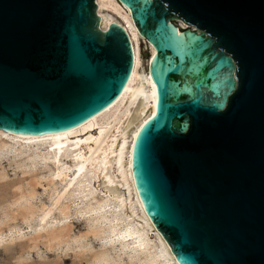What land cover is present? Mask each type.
Masks as SVG:
<instances>
[{
    "label": "water",
    "instance_id": "1",
    "mask_svg": "<svg viewBox=\"0 0 264 264\" xmlns=\"http://www.w3.org/2000/svg\"><path fill=\"white\" fill-rule=\"evenodd\" d=\"M118 1L154 49L131 148L146 215L178 264H264V0ZM96 7L0 0L1 130L61 132L118 99L134 50Z\"/></svg>",
    "mask_w": 264,
    "mask_h": 264
},
{
    "label": "rangeland",
    "instance_id": "2",
    "mask_svg": "<svg viewBox=\"0 0 264 264\" xmlns=\"http://www.w3.org/2000/svg\"><path fill=\"white\" fill-rule=\"evenodd\" d=\"M147 55L145 46L144 60ZM17 138L0 133V264L162 262L159 257L150 262L151 254L157 250L155 231L147 234L148 244L144 249H139L134 239L122 233L126 223L137 226V218L129 215L126 208L123 212L117 208L115 200L99 186L102 178L86 181L78 194L68 191L58 205L49 209L64 183L56 171L61 165L71 167L73 156L52 157V138L33 142H21L23 139ZM61 204L68 206L65 214L61 212ZM93 207L96 213L86 211ZM46 210L48 217L40 221ZM115 214L119 218L115 219ZM62 227L63 236L49 240L48 233ZM113 227L115 232L109 233Z\"/></svg>",
    "mask_w": 264,
    "mask_h": 264
},
{
    "label": "bare ground",
    "instance_id": "3",
    "mask_svg": "<svg viewBox=\"0 0 264 264\" xmlns=\"http://www.w3.org/2000/svg\"><path fill=\"white\" fill-rule=\"evenodd\" d=\"M96 12L100 16L99 26L106 29L111 22L122 25L129 34L134 50V66L128 83L118 99L98 115L74 128L61 132L30 135L11 133L0 129V133L11 134L21 142H33L44 138H52L51 156L54 158L73 156L71 167L61 165L56 171L60 180L64 181L61 189L49 206L58 205L60 199L68 192H82L86 181L102 178L99 186L105 190L109 198H113L117 208L123 212L125 208L129 215L137 218V226L126 223L122 233L134 239L139 249L147 247V234H153L157 243V250L151 254L150 262L154 263L157 257L162 258L160 264H178L169 246L154 228L146 215L137 194L131 171V148L136 132L155 112L156 90L152 82L148 65L154 54L153 47L143 38L132 21L128 9L118 0H96ZM176 23L186 28L188 25L180 19ZM148 51L146 60L142 56V49ZM70 142V144H68ZM75 154V155H74ZM44 155L43 158H47ZM72 169V173H69ZM104 182V184H103ZM103 194V192H101ZM61 212L66 213L68 206L61 204ZM109 208V206H105ZM81 211V209H80ZM86 211L95 212L90 208ZM49 211L40 216L45 221ZM114 218H119L114 215ZM116 227L109 229L115 232ZM64 228L48 233L49 240L61 238ZM119 236V234H117ZM113 236V238H117ZM153 242V238H151Z\"/></svg>",
    "mask_w": 264,
    "mask_h": 264
}]
</instances>
